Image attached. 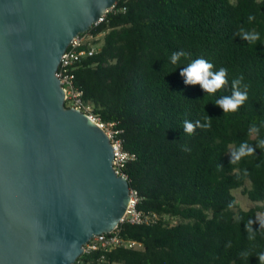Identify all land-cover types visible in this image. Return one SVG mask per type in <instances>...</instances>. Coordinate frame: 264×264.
<instances>
[{"label":"trees","instance_id":"1","mask_svg":"<svg viewBox=\"0 0 264 264\" xmlns=\"http://www.w3.org/2000/svg\"><path fill=\"white\" fill-rule=\"evenodd\" d=\"M241 26L259 41L234 35ZM89 32L103 36L73 83L83 104L119 130L132 155L122 173L147 220L118 225L140 248L84 252L74 264H258L264 230L254 224L249 241L245 223L264 212V149L256 147L264 127L257 137L248 134L252 124H264V0H118ZM180 50L188 57L171 65ZM200 57L228 70L227 89L204 97L200 85L184 83L181 67ZM237 78L248 86V100L224 114L213 103L231 94ZM208 116L210 128L184 132L185 120ZM244 141L254 155L231 164L230 151ZM238 189L250 208H238Z\"/></svg>","mask_w":264,"mask_h":264},{"label":"water","instance_id":"2","mask_svg":"<svg viewBox=\"0 0 264 264\" xmlns=\"http://www.w3.org/2000/svg\"><path fill=\"white\" fill-rule=\"evenodd\" d=\"M116 0H0V264H74L123 217L108 136L64 107L67 45Z\"/></svg>","mask_w":264,"mask_h":264},{"label":"built area","instance_id":"3","mask_svg":"<svg viewBox=\"0 0 264 264\" xmlns=\"http://www.w3.org/2000/svg\"><path fill=\"white\" fill-rule=\"evenodd\" d=\"M117 1L118 0H116V2ZM115 4L110 9H108L93 25L101 22L104 15L108 11L112 10ZM96 38L97 36H93L89 30L79 33L73 37L60 57L56 76L63 89L64 107L77 109L83 112L99 128L104 130L109 138L113 150V158L111 162L112 167L116 174L122 175L126 178L122 171L126 163L132 158V155L123 149L122 142L118 137L119 130L115 128V125L112 122H102L83 104L81 100V92L76 89L73 83V72L79 63L83 59L88 58L96 53ZM128 194V204L123 217L119 221V224L123 222L129 224H140L146 222L147 217L136 209V204L138 202L137 192L133 189H129ZM118 225L111 232L92 236L83 246V253H91L93 251L109 252L117 248H140V243L120 236Z\"/></svg>","mask_w":264,"mask_h":264},{"label":"clouds","instance_id":"4","mask_svg":"<svg viewBox=\"0 0 264 264\" xmlns=\"http://www.w3.org/2000/svg\"><path fill=\"white\" fill-rule=\"evenodd\" d=\"M249 21L255 19L254 16H249ZM234 35L239 36L243 41H246L249 45H254L259 41L260 36L257 32L249 31L241 26ZM188 54L183 51H175L171 54L169 61L171 65H178L182 58H187ZM180 75L184 78L186 85H200V87L206 93V96L215 95L218 90L223 91L227 89L229 84L228 70L221 67L219 70L215 69V66L207 59L200 57L192 59L186 66L181 67ZM221 98L216 99L213 104L221 107L224 110V114L234 113L242 107L248 100V86L243 84L242 78L233 79L231 81V94L222 95ZM200 127L201 129H208L211 127V118L208 116L204 119L203 123L200 120L195 122L185 120L183 124L184 132L187 134H193L195 129ZM260 127H264V124L257 126L252 124L249 127L248 134L250 136H256L260 131ZM256 147L264 149V139L257 140ZM255 148L247 141L241 142L237 148L230 151L231 164H237L243 158L253 156ZM231 207V205H230ZM258 223L259 229L264 230V212L257 213L254 218H250L245 223V231L247 233V239L254 241L256 239L257 231L254 230L253 225ZM228 247H231L229 242ZM242 258H250L248 251H242L240 253ZM256 257L258 258V264H264V251L259 252Z\"/></svg>","mask_w":264,"mask_h":264},{"label":"rangeland","instance_id":"5","mask_svg":"<svg viewBox=\"0 0 264 264\" xmlns=\"http://www.w3.org/2000/svg\"><path fill=\"white\" fill-rule=\"evenodd\" d=\"M235 0H230V2H234ZM102 36L103 34H99L95 40V42H97V44L99 45V43L101 42V39H102ZM236 200H237V205H238V208L239 209H242V210H246L248 208H250L252 206L251 202H249L246 197L244 195L241 194V191L240 189L238 190H235L233 192ZM174 220V219H173Z\"/></svg>","mask_w":264,"mask_h":264}]
</instances>
